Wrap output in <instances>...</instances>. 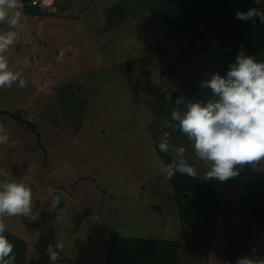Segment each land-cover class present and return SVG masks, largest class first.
<instances>
[{
    "label": "rangeland",
    "instance_id": "374dc122",
    "mask_svg": "<svg viewBox=\"0 0 264 264\" xmlns=\"http://www.w3.org/2000/svg\"><path fill=\"white\" fill-rule=\"evenodd\" d=\"M154 3L55 0L42 30L23 25L6 53L28 82L0 88V124L12 145L0 144V180L28 184L38 214L8 221L28 244L25 264H50L46 249L57 241L64 247L54 248L56 264H104L113 232L178 240L182 264H228L227 254L235 263L253 249L264 255V223L234 202L264 165L237 186L208 179L228 202L220 223H203L182 216L158 147L167 133L204 176L187 138L156 113L159 96L187 95L218 72L220 46L236 28L210 9L190 31H175Z\"/></svg>",
    "mask_w": 264,
    "mask_h": 264
},
{
    "label": "clouds",
    "instance_id": "9594fccd",
    "mask_svg": "<svg viewBox=\"0 0 264 264\" xmlns=\"http://www.w3.org/2000/svg\"><path fill=\"white\" fill-rule=\"evenodd\" d=\"M20 7V0H0V25L7 24L9 28L0 32V88H11L17 82L18 87L25 88L28 83L21 72L10 70L6 55L22 35ZM257 17L264 24L262 9L236 13V18L242 21L255 22ZM199 87L210 89L214 99L201 102L178 97L171 111V119L176 123L171 126L178 127L187 138L196 162L205 170L203 179L224 182L237 177L246 165L253 168L264 165V60L257 61L241 50L225 76L214 72ZM0 144L12 146L3 124H0ZM158 147L161 152L170 151L167 133L160 138ZM171 151L173 159L164 168L166 179L176 173L198 176L197 167L186 158V147H171ZM33 209L32 188L28 184L0 180V264H15L16 259L14 245L4 235L9 230L8 221L15 217L35 220L38 214ZM63 247L59 241L49 245L46 255L50 264L59 259L60 252L54 248ZM235 264H264V255L253 249L250 256L238 257Z\"/></svg>",
    "mask_w": 264,
    "mask_h": 264
},
{
    "label": "trees",
    "instance_id": "16d2710c",
    "mask_svg": "<svg viewBox=\"0 0 264 264\" xmlns=\"http://www.w3.org/2000/svg\"><path fill=\"white\" fill-rule=\"evenodd\" d=\"M151 3V0H149ZM155 0L157 12L162 16L168 25L177 31H190L198 22L202 21L210 9L217 10L228 20L229 28L235 29V33L228 32L231 38H226L222 47V54L219 59L222 63L218 73L225 76L229 64L235 62L239 51H244L247 55L256 57L257 61L264 60V24L259 18L253 21H242L236 18L237 12H247L249 9L258 8L264 10V0ZM23 4L28 5L31 12H35L33 7L34 0H22ZM154 3V4H155ZM152 5V4H151ZM153 6V5H152ZM228 31V30H227ZM240 43L239 47H235ZM217 57V56H216ZM210 78V77H209ZM207 78V79H209ZM200 84V83H199ZM195 86L187 95L180 93L172 94L171 100L166 99L167 94L159 96L158 108L156 111L160 116L166 114L171 119V111L178 97H183L189 101L207 102L214 99L211 90ZM182 110L183 105L179 106ZM23 121V120H22ZM24 122V121H23ZM176 123L172 121V124ZM171 124V125H172ZM29 128L31 124H27ZM179 134V128L171 127V130ZM182 135V134H181ZM161 159L165 166L171 163L173 155L159 150ZM259 168V167H258ZM258 168L244 166L237 178L224 181L234 186L247 179ZM204 176L198 174L192 178L187 175L176 173L170 180L171 185L176 191V199L181 205V214L187 220H197L203 223H217L220 219V211L227 199L225 195L215 187L214 181L204 180ZM250 215L259 218L264 223V176L255 182H251L234 201ZM10 243L14 245L13 252L16 259L15 264H25L28 244L20 236L7 231L4 234ZM181 243L178 240L149 239L141 237H126L117 232H113L107 247L104 264H182L180 259ZM233 254H227V262L231 260Z\"/></svg>",
    "mask_w": 264,
    "mask_h": 264
},
{
    "label": "crops",
    "instance_id": "0c3cea01",
    "mask_svg": "<svg viewBox=\"0 0 264 264\" xmlns=\"http://www.w3.org/2000/svg\"><path fill=\"white\" fill-rule=\"evenodd\" d=\"M57 3H59V0H56ZM22 0L20 2V5H22ZM114 6V5H113ZM46 13V14H45ZM48 12H46L45 10H42L39 6H37V9H35V12H31L29 10H24V12L22 13V22H23V25L27 28H30L32 25L31 23L34 22L36 26H39L40 29L41 27H43L45 25V23L47 22L48 20V15H47ZM42 30V29H41ZM53 86V85H51ZM45 89H46V92L47 91V88L50 87V86H43ZM53 93H51L52 95H49V93H47V99H46V104L45 106L43 107V110H42V115L46 116L45 114L48 113V109H49V103H51V99L53 98L54 96V91H52ZM45 93V92H44ZM15 129L17 128L16 124L13 126ZM14 128H12V130H14ZM153 239V238H151Z\"/></svg>",
    "mask_w": 264,
    "mask_h": 264
},
{
    "label": "built area",
    "instance_id": "2783aa9c",
    "mask_svg": "<svg viewBox=\"0 0 264 264\" xmlns=\"http://www.w3.org/2000/svg\"><path fill=\"white\" fill-rule=\"evenodd\" d=\"M55 0H34L33 5L39 6L42 10L49 12ZM50 6V7H49Z\"/></svg>",
    "mask_w": 264,
    "mask_h": 264
}]
</instances>
